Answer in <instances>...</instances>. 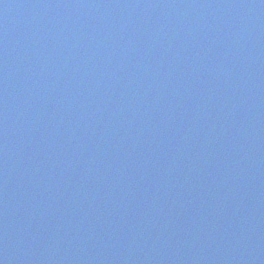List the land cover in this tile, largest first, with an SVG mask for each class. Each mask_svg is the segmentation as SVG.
Wrapping results in <instances>:
<instances>
[{
    "label": "water",
    "instance_id": "1",
    "mask_svg": "<svg viewBox=\"0 0 264 264\" xmlns=\"http://www.w3.org/2000/svg\"><path fill=\"white\" fill-rule=\"evenodd\" d=\"M0 264H264V0H0Z\"/></svg>",
    "mask_w": 264,
    "mask_h": 264
}]
</instances>
